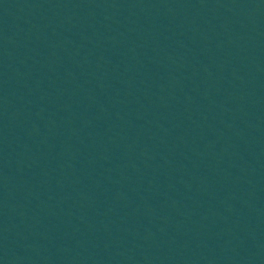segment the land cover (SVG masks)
<instances>
[{
  "label": "water",
  "instance_id": "water-1",
  "mask_svg": "<svg viewBox=\"0 0 264 264\" xmlns=\"http://www.w3.org/2000/svg\"><path fill=\"white\" fill-rule=\"evenodd\" d=\"M227 73L264 108V0H168Z\"/></svg>",
  "mask_w": 264,
  "mask_h": 264
}]
</instances>
